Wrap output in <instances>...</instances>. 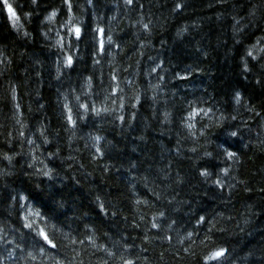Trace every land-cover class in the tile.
<instances>
[{"label":"trees","instance_id":"1","mask_svg":"<svg viewBox=\"0 0 264 264\" xmlns=\"http://www.w3.org/2000/svg\"><path fill=\"white\" fill-rule=\"evenodd\" d=\"M74 2L81 6L75 9V15L89 30L85 33L84 41L77 42L75 48L69 49L56 46L58 38H64L66 45L74 39L61 26L67 19V9L62 0H38V6L32 5L31 0H8L20 17L19 29L14 28L9 19L5 0H0V52L3 53L0 60L4 61L0 63V133L11 132L13 137L17 136L18 130L26 133V137L19 139L9 137V142H5V136L0 135V152H7L19 161L8 166L13 175L0 181V224L10 226L8 238L12 237L17 227L27 232L22 223L17 222L14 212L10 217L7 215V206L3 201L7 194L15 195L18 186L21 190L33 186L29 178L19 172L21 168L32 171L27 168V163L31 162L28 152L31 151L32 155L50 167L63 170L69 177L75 176V179L68 181L75 189L72 192L76 201L73 207L78 215L84 212L88 215L82 221H77L73 228L79 224L82 231L84 222H94L98 229V243L111 247L102 233L113 235L120 232L128 243L137 246L135 251L147 247L148 251L141 253L147 258V264H198L197 257L207 251L200 244V239L208 228L207 225H195L192 217L199 212L207 214L210 220H219L216 226L224 231H214L208 247L223 246L229 249L232 264H244V258L249 261L264 258V191H261L264 188V152L252 146L244 149L240 142L230 148L237 151L240 157L235 171L230 168L231 175H235L236 179L230 181L229 176L219 175L226 185L231 183L235 187L220 190L214 184L205 182L198 175L199 170L207 166L213 173H218L220 168L226 164L232 165L233 161L200 160L194 163L196 154L187 149L194 146L191 140L196 137L188 141L181 139L182 135L187 134L182 131L181 118L187 115L188 101L195 103L203 99L206 103L199 104V107H210L213 111L221 107L230 110L227 102L234 91H240L246 102L264 115V89L256 83L260 77L255 68L245 73L241 61L242 57L243 60L248 59L244 55L246 48L254 44L264 46L258 43L264 37V24L246 27L257 0H136L137 5L142 7L133 10H127L123 0H99L98 8L88 7L84 0ZM177 2L186 5L179 13L172 10ZM53 10L57 11L59 22L54 20L50 24L44 18ZM97 14L107 18L98 21ZM111 17L116 19L112 20ZM149 21V30L145 31L142 26ZM97 24L109 29L108 34L114 42L109 49L110 55L96 53L95 58L101 59L102 64L94 66L90 29ZM49 28L52 31L49 32ZM237 40L241 43L237 44ZM69 51L77 61L75 69H62V78L57 80L56 69L61 67L57 61L62 60V52ZM161 62V68L149 75L154 63ZM185 65H191L197 71L189 75L186 82L173 79L171 74ZM113 69L119 75L120 86L127 95L133 91L141 93L143 107L137 105L136 109L128 108L124 112L128 115L131 111H138L139 120L132 121L134 128H130L119 121L110 122L109 117L95 118V126L91 122L82 123L81 128L76 130L75 138L70 139L71 130H65L66 119L62 115L64 96L61 93L71 97L74 94L72 90H76L75 94H78L81 77L89 74L98 77L95 87L99 91L100 87H106L110 82L109 72ZM158 74L168 79L159 81ZM125 80L131 83L125 84ZM157 83L161 85L157 92L149 90L145 93L150 84ZM11 87L17 89L15 101L11 99ZM153 96H156L155 101L152 100ZM67 102L73 103L71 99ZM231 102L234 104V101ZM15 104L20 105L19 109L14 107ZM165 110L171 113L169 123H161ZM17 119L25 125L23 129L16 123ZM258 121L259 117H255L248 124L255 127ZM44 129H47L49 144H44L40 135ZM90 135H101L114 143L118 142V151L110 153L108 157L96 153L91 146L92 141L88 139ZM140 135L144 136L143 141L137 139ZM26 139H32L35 143L30 145ZM178 139L181 140L179 145L176 143ZM22 140L25 142L21 143ZM86 143L88 147H85ZM177 148L181 153L179 156ZM51 152L58 155L49 161ZM5 164L6 161L0 166ZM131 164L137 167L133 168ZM37 167L42 165L37 164ZM177 175L183 178V184L172 182ZM216 178L215 174L211 177L212 180ZM153 189L158 193L163 192L168 199L175 196L177 201L186 202L180 206L178 213L171 215L179 219V225L174 227H178L181 234L197 227L194 244L190 241L178 244L175 232L170 233L174 237L171 243L159 240L151 244L142 242L144 225L139 217L145 216L151 220L157 209L168 207L166 200H156ZM97 196L109 202L110 207L115 206L121 215L114 217L110 212L100 213L95 202ZM136 199H147L153 207L137 206ZM9 204L15 205L14 201H9ZM36 207L43 211L38 205ZM218 213L223 215L218 216ZM244 219L249 221L247 225L243 223ZM132 223H141V228H131ZM64 230L69 229L64 227ZM132 237L136 239L133 241ZM16 242L13 239V245ZM13 245L0 241V254L6 256L3 249L12 248L13 257L7 264H21L17 257L21 251L31 249L23 243L21 249ZM184 248H190L196 255L185 252ZM49 251L51 255L55 254L54 250ZM161 252L164 253L163 260L160 259ZM250 252L254 255L249 256ZM102 257L106 258L98 252L94 256L85 254L81 258L84 264H97ZM42 260L44 258L38 256L31 264H41Z\"/></svg>","mask_w":264,"mask_h":264},{"label":"snow or ice","instance_id":"2","mask_svg":"<svg viewBox=\"0 0 264 264\" xmlns=\"http://www.w3.org/2000/svg\"><path fill=\"white\" fill-rule=\"evenodd\" d=\"M32 5L38 6V0H31ZM84 3L88 7L98 8L100 6L99 0H84ZM62 4L67 9V19L62 23V27L65 28V31L68 35L72 36L73 42L69 44H65L64 38H58L56 40V46L63 48L67 47L69 49L75 48L77 42H82L85 40V33L89 29H87L82 20L75 15V9L77 7H81L77 5L74 0H62ZM123 4L127 10H133L137 7H142V5H137L136 0H123ZM5 7L8 9L9 19L13 23V27L19 29L20 25V17L13 11V7L11 4L8 3V0H5ZM186 5L183 2H177L174 4L173 11L179 13V11L183 10ZM107 17H100L98 14L96 15V20H102ZM50 24L56 20L59 22V17L57 11L53 10L50 12L45 18ZM112 20H115V17H111ZM139 23V21H138ZM150 21L148 23L143 24V29L145 31L149 30ZM239 23V22H237ZM52 31L49 28V32ZM90 31L92 32V37L90 41V46L92 48L93 54V65H101L102 60L96 59V53H99L101 56L110 55L109 49L112 46L114 40L111 35H109V29L106 26H101L97 24L95 28H91ZM184 31V30H181ZM237 31L240 29L237 28ZM25 35H29V33H25ZM59 37V32L57 33ZM237 44L241 42L239 40L236 41ZM259 44L264 45V37H261L258 41ZM120 47L119 44L116 45ZM3 53L0 52V56ZM62 60H58L57 64L61 65V67H57L56 69V79L60 80L62 78L61 73L62 69H75L76 66V59H74L71 51L69 52H62ZM244 55L248 57L247 60H243L241 58L243 71L245 73L252 72V70L256 67V64L259 60H264V46L257 47V45H252L251 48H246ZM148 59H153V57H148ZM255 62V63H253ZM0 63H4L3 60H0ZM162 63H154V66L151 67L149 70V75L152 73H156L158 68H161ZM261 69L264 70V64L260 65ZM127 71V69H124ZM197 69L192 67L191 65H185L183 69L177 70L173 72L172 78L179 80V81H187L188 76L191 75L193 72H196ZM82 85L81 89L78 94H75L76 90L73 91V95L71 97L61 93L64 96V101H62V115L66 119V128L65 130H71V138H75L76 130L81 128V124H87L91 122L92 126H95V118L99 117H109L110 122L115 123L119 121L121 124L128 125L130 128H134L132 121L139 120V112L138 111H131L128 115H125L124 112L126 109H136L137 105H140L142 108L144 105V99L139 91H133L131 95H127L125 93V89L120 86V77L116 73V71L110 70L109 72V80L110 82L106 87H100L99 91H96L95 81L98 79L94 74H89L87 76H82ZM168 77L159 75V81H166ZM125 84L131 83V81H124ZM256 83L260 85L261 89H264V79H257ZM161 85L157 84H150L148 88L145 89V93L149 90L152 92H157L160 89ZM84 89H88L85 91ZM16 87H11V99L15 101L17 99L16 96ZM71 99L73 103H68L67 101ZM243 97L239 91H234L231 100L234 103L239 104L241 103ZM152 100H156V96L152 97ZM206 103L203 99H199L197 102L188 101V108H187V115L181 118V124L183 125L182 131H186L187 135H182L181 139L188 140L193 137L197 136V131L200 127V121L202 118H208L211 116L213 109L210 107H199V104ZM15 108L19 109L20 105L15 104ZM41 108L44 105H40ZM251 111L255 112V108L253 107L250 109ZM255 115H261L260 112H255ZM171 113L167 110L163 113V120L161 123H169V117ZM235 119V117H233ZM16 123L20 125V128L23 129L25 125L19 120H16ZM145 127H147L145 125ZM47 129L40 131V135L43 138L44 144H49L50 141L46 135ZM0 135L5 136V142H9L8 138L12 137L13 139H19L21 137H26V133L22 130H18L17 136L13 137L11 132L0 133ZM200 135H203V132H200ZM231 135L235 137L237 135L236 132H232ZM90 141H92L91 146L95 148L96 153L101 154L104 157H108L110 153L114 151H118L117 143H114L112 140H107L105 137L101 135H90L88 137ZM137 139L143 141L144 136L140 135ZM103 141V143H101ZM25 141H21L24 143ZM26 142L30 145L34 144L35 142L32 139H26ZM181 142L180 139L177 140V145ZM89 145L86 143L85 147ZM135 150V149H133ZM170 151L172 149H169ZM188 152H196L197 149L193 146L187 149ZM176 153L179 156L180 150L179 148L176 149ZM22 155V154H21ZM58 153L51 152L49 154V161L53 159V157L57 156ZM211 153L205 152L204 157L208 158ZM223 161L228 160H235L238 156L237 151L235 150H227L222 154ZM28 156L31 158V162L27 163V168L34 169L35 172L43 178H49L53 174V167H50L48 163H45L43 160H40L37 156L32 155V152H28ZM68 159H72L69 157ZM7 162V164L0 166V181L5 180L8 176V166L18 164L19 161L15 159L14 156L8 155L7 152H0V164L3 162ZM37 164L42 165V167H37ZM131 167H137L136 164H131ZM231 166L225 165L224 167L219 169L218 173H213L211 170L208 169L207 166L201 167L199 170L198 175L203 178L205 182L209 180L211 176L214 174L217 176L215 180H212V184H214L218 189L223 190L225 187L234 188L235 185L233 184H225L224 179L221 178L219 175L220 173L223 174V177H228L231 175L230 171ZM107 171V169H104ZM146 179V178H145ZM235 179V178H233ZM173 183L179 185L183 184L184 180L182 177L177 175L175 179L172 181ZM240 183H246L245 181H240ZM147 187V184H145ZM131 191V189H129ZM249 189H245L248 191ZM5 191L7 192V187H5ZM264 191V188L261 189ZM153 194L156 197V200H166L167 201V208L157 209V211L152 215L151 220L145 218V216H140L139 220L144 225L143 232H142V242L144 244H151L156 240L159 241H167L169 243L172 242L174 237L170 234L171 232H175L176 242L178 244H184L185 242L195 243L194 237L198 235L197 227L207 225V232L204 234L203 238L200 239V244L207 248V251L204 252L203 255L197 257L198 264H232L229 259L230 250L223 247V246H216V247H208V242L211 241L212 236L211 234L214 231H224L223 228H217V224L219 220H210L207 214H200L199 212L195 213L192 219L195 220V225L197 227H193L191 231L185 230L183 234L178 231V227H174L179 225L180 221L177 217L171 215V213L175 212L178 213L180 211V206H182L185 201H177L176 197L173 196L171 199L163 192H156L153 189ZM25 200L23 195L16 193L15 195H11L10 193L7 194L4 198V204L7 206L5 211H7V215L10 217L13 215L14 207H19L20 203ZM9 201H15V205L9 204ZM96 204L99 209L100 213H109L111 216H120L121 213L115 210V206L110 207L109 202H105L101 200L99 196L96 197ZM135 205H146L147 207L151 208L153 205L147 199H136ZM63 202H58V207H63ZM27 208V212L25 215H21L19 212H15L18 221L22 223V227L28 230L29 233L34 231L36 237L38 238L40 244L36 245V249L39 252L40 256L44 258L43 264H84V260L82 258L77 259V257H82L85 254L88 255H95L96 253L100 252L104 254L106 258H100L97 261V264H147V258L143 257L141 253L147 252V247L140 249V251H135L137 247L134 243L130 244L127 242V238L123 236L122 233L117 232L113 235H109V233L104 232L102 235L107 238L108 242L110 243L111 247L106 246L103 243H98L96 229L94 222L88 221L82 224V231L81 225H77L76 228H73L71 223H64V222H56L51 224L52 233L49 232L48 228L40 225L39 221L41 219L47 220V217L43 214L42 211L33 208L32 206L25 205ZM251 212V209H249ZM2 214V213H0ZM88 213L84 212L83 215H78L76 217L77 220L82 221L84 216H87ZM218 216H222V213H218ZM127 220V217H124ZM231 219V218H229ZM141 223H132L130 225L133 229H140ZM243 223L247 225L249 221L244 219ZM64 227H67L69 230L64 231ZM6 229V223L0 224V239H4L3 233ZM243 231V229H241ZM53 233H59L57 239L53 238ZM63 238L67 241V244L63 245V247L68 248L71 246L72 255L65 259L62 255H57V250L61 247L58 244L57 240ZM136 237H132L134 241ZM13 241H8V244L11 245ZM43 245V246H41ZM26 247L28 245H25ZM46 246V247H44ZM80 246V247H77ZM89 249H92L89 252ZM46 250H54V255H47ZM185 252H190L192 255H196L194 251L190 248H184ZM11 255V253L9 254ZM253 253H249V256H253ZM27 258L29 260L35 261L36 257L33 255L32 252L28 253ZM160 259H164V253H160ZM244 264H264V258L260 260H251L249 261L247 258H244Z\"/></svg>","mask_w":264,"mask_h":264},{"label":"clouds","instance_id":"3","mask_svg":"<svg viewBox=\"0 0 264 264\" xmlns=\"http://www.w3.org/2000/svg\"><path fill=\"white\" fill-rule=\"evenodd\" d=\"M253 7L254 11L250 14L249 23L246 27H259L261 24H264V0H257ZM262 64H264V60H259L255 67L256 73L260 79H264V70L260 67ZM231 101L232 100L227 102L228 109L230 110L221 107L213 111L211 116L200 121V127L197 131L196 139L191 140V143L197 149L196 152H193L196 154L194 157V163L200 160H219L221 163H224L221 154L230 150V148L237 145L238 142L242 144L244 149H248L252 146L257 150L264 152V115H246L255 114V112L258 111L253 105L247 103L244 98L239 104H233ZM253 107L255 108V112L250 110ZM233 117H235V119H233ZM255 117H259L256 126H249L248 121ZM200 132H203V135H200ZM232 132H236L237 135L233 137L231 135ZM205 152L211 153V155L208 158H205ZM25 155H27V153H25ZM239 160L240 157L237 156L236 159L233 160L232 165H230L233 172L235 171L236 164ZM19 172L21 175L28 177L33 186L24 188L23 190H21L19 186L17 187L16 193L23 195L25 200L20 203L19 207H14V213L19 212L21 215H25L27 212L25 205L32 206L36 209V206L38 205L43 209L42 212L47 217L46 221L41 219L39 224L47 227L50 233H52L51 224L58 221L71 223L72 227L77 224V221H79L76 219L78 214L73 207L76 201L72 197V192L75 189H73L68 183L69 179H75V176L69 177L65 175L63 170H58L55 167H53V174L49 178L41 177L34 169H32V171H26L21 168ZM12 175L13 172L9 171L7 177ZM211 177L207 183H212ZM233 178L236 179V176H229L230 181L235 180ZM13 183H15V181H13ZM22 183L23 181H21V184ZM58 202H63L64 206L58 207ZM70 213L71 215H69ZM85 218L86 217H83L82 219ZM225 219H227V217H225ZM17 222L20 223L18 218ZM9 228L10 226L6 224V229L3 233L5 238L0 239V241L5 245H9L8 241H13V239H15L17 242L14 245L12 243L11 245L16 249H21L22 243L28 245L26 248H30L31 251H21L20 255L17 257V261L21 262V264H25V262L26 264H31L32 260L27 258L29 252H32L36 259L40 256L35 247L36 245H39L40 242L34 231L32 233H29L28 230L27 232H22L20 228L17 227L13 232L12 237L8 238ZM58 236L59 233H53L54 239H57ZM57 242L61 247L57 250L56 254L64 256L65 259L70 257L72 255L71 246L68 248L63 247V245L67 244V241L60 238ZM46 251L47 255H51L49 250ZM3 252L6 253V256L0 254V264H7V261L11 260L13 257V250L12 248H4ZM10 253L11 255H9ZM80 258L81 257H77V259ZM41 264H43V260L41 261Z\"/></svg>","mask_w":264,"mask_h":264}]
</instances>
